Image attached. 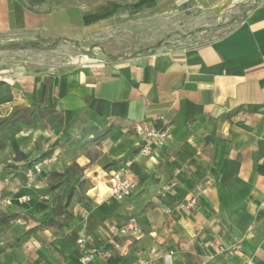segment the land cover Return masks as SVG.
Returning <instances> with one entry per match:
<instances>
[{
    "label": "crops",
    "instance_id": "obj_1",
    "mask_svg": "<svg viewBox=\"0 0 264 264\" xmlns=\"http://www.w3.org/2000/svg\"><path fill=\"white\" fill-rule=\"evenodd\" d=\"M238 3V21L156 46ZM17 105L51 110L18 118L0 149V181L16 154L27 157L2 184L0 217L25 218L0 224V264H167L168 254L171 264H264V0H0V119ZM139 123L171 138L144 155ZM104 130L98 162H120L134 185L109 205L112 171H89L83 154ZM30 162L41 171L27 179ZM72 163L84 173L55 193L63 199L84 178L89 204L71 206L60 233L22 237L57 205L42 194L46 175ZM128 217L138 230L122 237L115 228Z\"/></svg>",
    "mask_w": 264,
    "mask_h": 264
},
{
    "label": "trees",
    "instance_id": "obj_2",
    "mask_svg": "<svg viewBox=\"0 0 264 264\" xmlns=\"http://www.w3.org/2000/svg\"><path fill=\"white\" fill-rule=\"evenodd\" d=\"M159 45V44H158ZM31 46H35L34 44H31ZM51 108H45L43 106L38 107H24V106H14L12 110L8 113V115L2 119H0V149L4 147L5 140L7 138V135L9 131L14 127L16 121L18 118H25L28 121L34 122L37 118H43L45 117L49 112ZM241 111L240 109L233 110L228 115H234ZM108 135V131L104 130L101 132L98 136H95L91 140L87 141L84 145V152L86 158H91L92 152L91 148L96 147L97 142L102 137H105ZM52 154V149L46 150L38 159H43L49 155ZM27 157L22 154H16L14 158V163L7 164L4 166V168L8 169V173L14 172L15 163L26 160ZM33 166V163H28L23 168V173L27 171V169L31 168ZM75 167H78V164L72 163L69 165L63 172H52L50 174L46 175V183H47V190L42 192L43 195L55 193V191L60 187V185L63 183L62 180L64 177L69 175V171L74 169ZM7 173V174H8ZM3 178V177H2ZM87 187V180L82 178L78 182V184L75 187H72L67 195L61 199V196L58 195L56 192L55 195L57 197V205L54 209V211L46 217L42 222L37 223L30 231L37 232V231H43L48 230L51 233H60L63 231L65 226L67 225V217L71 216L69 212H67L68 206L70 205L71 201L74 200L75 203L78 204H86L87 200L82 194V191ZM25 216L21 213H13V214H6L2 215L0 217V224H6L13 220L23 219ZM19 237L12 238L6 245V247H12L14 243L19 242ZM4 252V248H0V254Z\"/></svg>",
    "mask_w": 264,
    "mask_h": 264
},
{
    "label": "built area",
    "instance_id": "obj_3",
    "mask_svg": "<svg viewBox=\"0 0 264 264\" xmlns=\"http://www.w3.org/2000/svg\"><path fill=\"white\" fill-rule=\"evenodd\" d=\"M135 132L139 138L142 140V146L140 152L144 155L151 154L155 149L159 148L161 144L171 138V134L168 128H164L163 130H157L155 128H151L143 123H139L135 125ZM41 167L39 164L33 165L31 168L27 169L25 172V177L27 179L32 178L35 174L40 173ZM12 173H8L2 180L0 181V197H1V189L2 184H7L12 178ZM107 175V174H105ZM108 176V175H107ZM133 183L129 180L121 171H114L109 175V187L108 191L104 197V200L107 202H121L130 197L133 190ZM27 200V196L23 195L20 197L21 202H25ZM195 204L194 199H190L189 201L183 202L179 204V207L182 209L189 210ZM138 230V226L136 221L133 218H130L128 222H126L123 226H121L117 232L119 235H128L132 232H136ZM84 240L79 239L78 244H83ZM155 250H152L150 253H155ZM97 255H103L99 251L93 252ZM91 255L85 256V260H88ZM171 254L162 255L161 259H163L167 264H171ZM139 264H157L155 259L146 260L140 259Z\"/></svg>",
    "mask_w": 264,
    "mask_h": 264
},
{
    "label": "rangeland",
    "instance_id": "obj_4",
    "mask_svg": "<svg viewBox=\"0 0 264 264\" xmlns=\"http://www.w3.org/2000/svg\"><path fill=\"white\" fill-rule=\"evenodd\" d=\"M243 6H245L244 3L235 4V7L236 8L237 7L239 8L238 13H233L231 15L230 14H227V16L225 18H223V17L220 18L219 17V18H215V19H208V20H206V23L205 24L204 23L201 24V26L199 27V29L196 28V29H192V30H189V31L183 30L181 32H177V31L171 32L167 37L163 38L162 42L157 43V44L155 43V44H156V46H158V44L159 45H162L163 44V46H166L168 43L170 45H173V44H176V40L183 42V39H187V38L195 35L197 32H201V31H204V30H207V29H213V30H215L218 26L230 25V23H232L234 21H238L239 18H242V16L245 14V7L243 8ZM218 15L220 16L219 13H218ZM230 16H233V17H230ZM209 26H211V27H209ZM156 46H154V47H156ZM90 150L92 152V156H91V158H89L90 162H89L88 165L89 166L92 165V166H90L91 168L89 169V171L92 170V171L96 172L98 170L103 169L104 171H112V172H114V171H119L120 169H122V166H120V162H115V163L114 162L113 163L102 162V163H99L98 161L101 158L102 153L96 147H92ZM85 167L86 166H79L78 165V167H75L74 169H72V170L69 171V175L72 174L74 176H80V175H82L84 173ZM82 194L84 195V197H87V192H86L85 189L82 191ZM58 195H60V194L58 193ZM46 202H48V199L46 200ZM55 202H58L56 195H55ZM104 203L106 205H109V202H107L106 200H104L103 204ZM74 204H76V203H75L74 200H72L71 203H70V205L68 206L67 212H69L71 214V216L70 217L68 216L66 218L67 221H68L67 224H69L71 222V220L73 219V214L71 212L72 211L71 210V206H73ZM87 204H89L88 201H87ZM128 220H129V217L122 219L121 224L119 225V227H116L115 228L116 234H117L119 228L121 226H123L126 222H128ZM28 221H30V222L27 223ZM28 221L26 222V225H28L29 227L31 225H35V224H33V222L36 223L35 219H33V218H31ZM18 228L14 227V229H13L12 227H7V229H4L3 228L2 231H4V233H5V230H8L10 232L11 231L16 232L15 234H20ZM32 228L33 227L28 228L27 230L26 229H23L24 233L21 234V236L22 237H27V236H30V235L36 233V232L30 233L29 230H31ZM2 233L3 232H0V236L2 235ZM122 237H124V236L122 235Z\"/></svg>",
    "mask_w": 264,
    "mask_h": 264
}]
</instances>
